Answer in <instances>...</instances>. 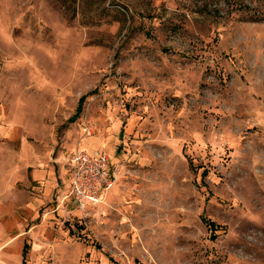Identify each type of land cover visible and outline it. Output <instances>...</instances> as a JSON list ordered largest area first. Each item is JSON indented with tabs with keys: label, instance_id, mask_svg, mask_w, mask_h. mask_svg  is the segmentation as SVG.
<instances>
[{
	"label": "rangeland",
	"instance_id": "rangeland-1",
	"mask_svg": "<svg viewBox=\"0 0 264 264\" xmlns=\"http://www.w3.org/2000/svg\"><path fill=\"white\" fill-rule=\"evenodd\" d=\"M262 13L0 0V264H264ZM77 149L118 173L85 212Z\"/></svg>",
	"mask_w": 264,
	"mask_h": 264
},
{
	"label": "built area",
	"instance_id": "built-area-1",
	"mask_svg": "<svg viewBox=\"0 0 264 264\" xmlns=\"http://www.w3.org/2000/svg\"><path fill=\"white\" fill-rule=\"evenodd\" d=\"M65 168L71 174V182L63 194V201H71L83 212L105 201L118 174L109 155L99 151L89 153L77 149L66 155Z\"/></svg>",
	"mask_w": 264,
	"mask_h": 264
},
{
	"label": "trees",
	"instance_id": "trees-1",
	"mask_svg": "<svg viewBox=\"0 0 264 264\" xmlns=\"http://www.w3.org/2000/svg\"><path fill=\"white\" fill-rule=\"evenodd\" d=\"M254 18H255L254 20H256V21H264V13L256 15V17H254ZM83 101H84V97H82L79 101V110L81 109V105H82ZM206 223L209 224L210 228H212V229L216 228L215 223L210 222L208 220H206Z\"/></svg>",
	"mask_w": 264,
	"mask_h": 264
},
{
	"label": "crops",
	"instance_id": "crops-1",
	"mask_svg": "<svg viewBox=\"0 0 264 264\" xmlns=\"http://www.w3.org/2000/svg\"><path fill=\"white\" fill-rule=\"evenodd\" d=\"M65 192V191H64Z\"/></svg>",
	"mask_w": 264,
	"mask_h": 264
}]
</instances>
